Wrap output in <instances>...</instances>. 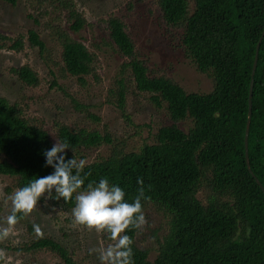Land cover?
I'll list each match as a JSON object with an SVG mask.
<instances>
[{
	"label": "trees",
	"instance_id": "trees-1",
	"mask_svg": "<svg viewBox=\"0 0 264 264\" xmlns=\"http://www.w3.org/2000/svg\"><path fill=\"white\" fill-rule=\"evenodd\" d=\"M4 1L11 5L19 2ZM42 1L50 9L67 12L71 31L85 26L86 19L74 0ZM157 2L165 22L182 30L183 47L198 69L213 77L214 88L207 93L188 92L171 78L154 75L147 61L138 56L124 21L110 17L112 43L127 59L122 65L123 76L117 80L118 106L125 111L128 73L139 92L150 94L158 107L166 104L173 121L190 118L193 125L188 131L176 124L162 126L156 141L140 150L125 152L116 146L108 157L87 162L81 172L84 188L89 182L108 178L110 184L125 190L131 202L139 187L137 180L142 178L146 195L151 197L142 201L144 211L154 205L169 216V228L159 239L154 261L150 251L137 243L139 230L126 232L134 241V264H264V191L249 171L245 149L252 71L264 31V0ZM35 13L44 16V12ZM35 21L40 23L37 18ZM54 32L62 46L63 71L85 83L86 76L94 74L96 54L63 26ZM7 40L12 43L7 45ZM27 43L41 55L47 49L40 32L30 28L15 38L0 33V54L6 46L22 51ZM12 71L27 85L40 83L39 74L29 64ZM254 80L249 158L264 186V38ZM57 135L71 147L66 159L77 160L75 152L81 148L114 140L109 133L73 129L67 124L58 125ZM54 144L49 132L29 121L19 105L0 96V175L16 178L17 187L22 188L33 178L52 174L55 169L46 164L44 153ZM204 187L209 191L201 199ZM53 203L71 210L76 205L75 194L70 201L61 198ZM19 248L51 251L64 264H79L66 245L50 236L38 235ZM2 260L0 256V264Z\"/></svg>",
	"mask_w": 264,
	"mask_h": 264
},
{
	"label": "rangeland",
	"instance_id": "rangeland-1",
	"mask_svg": "<svg viewBox=\"0 0 264 264\" xmlns=\"http://www.w3.org/2000/svg\"><path fill=\"white\" fill-rule=\"evenodd\" d=\"M74 1L86 19L85 26L78 32L69 29L67 12L50 9L42 0H19L16 5L0 0L1 34L15 38L35 28L47 45L43 55L28 43L22 51L9 46L1 51L0 96L19 105L29 121L49 132L54 143L59 140V124L109 133L114 139L112 144L75 152L78 160L86 162L108 157L116 146L125 152L140 150L146 143H154L158 129L165 125L176 124L188 131L193 125L192 119L173 121L166 104L158 107L150 94L139 92L128 73L125 74V111L118 106L117 80L123 76L122 65L127 59L110 38L108 20L112 16L124 21L138 56L147 61L154 75L169 77L188 92L207 93L214 88L213 77L200 71L183 47L182 30L163 19L157 0ZM35 10L44 12V16H38ZM57 26L66 28L73 38L96 54L94 74L86 76L85 83L62 69V46L54 34ZM11 43L8 41L7 45ZM24 64H29L39 74L38 85H27L12 71L13 67ZM17 189L16 178L0 175V228H9L8 237L0 240L1 264H64L60 256L51 251L28 252L19 248L38 236L34 225H39L42 235L66 245L79 264H102L97 250L113 243L108 233L76 225L73 209L66 210L54 204L53 199H45L31 214L18 217V223L9 226L10 197ZM208 191L204 187L199 197L205 199ZM144 212L148 224L139 230L137 243L150 251V260L154 261L159 239L168 231L169 216L154 205H148Z\"/></svg>",
	"mask_w": 264,
	"mask_h": 264
},
{
	"label": "clouds",
	"instance_id": "clouds-1",
	"mask_svg": "<svg viewBox=\"0 0 264 264\" xmlns=\"http://www.w3.org/2000/svg\"><path fill=\"white\" fill-rule=\"evenodd\" d=\"M69 148L67 142L57 140L50 150L45 151L46 164L55 171L33 178L27 186L14 192L10 197L12 214L7 217V224L13 226L18 223L17 213L24 216L31 214L42 198L70 201L75 194L76 205L72 210L74 223L98 233L106 232L113 241L106 248L97 250L102 264H134V241L126 232L143 229L148 224L142 201H150L151 197L146 195L143 179L138 178L139 187L131 202L126 199L125 190L110 184L108 178H102L98 183L89 182L85 189L81 172L87 162L83 159H66ZM148 189H151L150 185ZM33 227L37 235H42L39 225ZM8 235L9 228H0V240Z\"/></svg>",
	"mask_w": 264,
	"mask_h": 264
},
{
	"label": "water",
	"instance_id": "water-1",
	"mask_svg": "<svg viewBox=\"0 0 264 264\" xmlns=\"http://www.w3.org/2000/svg\"><path fill=\"white\" fill-rule=\"evenodd\" d=\"M264 38V31L259 39L258 45H257V53L254 61V66H253V71H252V81L250 85V95H249V116H248V121H247V127H246V133H245V149H246V160L248 164L249 171L251 172L252 176L255 178L256 182L260 185L262 190L264 191V186L260 179L256 176V174L253 172L251 168V163H250V158H249V135H250V128H251V120H252V110H253V89H254V76L256 73L257 65H258V59H259V50L261 46V42Z\"/></svg>",
	"mask_w": 264,
	"mask_h": 264
}]
</instances>
